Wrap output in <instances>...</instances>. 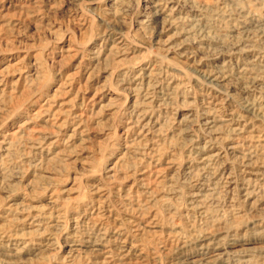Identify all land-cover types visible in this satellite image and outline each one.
Returning <instances> with one entry per match:
<instances>
[{
	"label": "rangeland",
	"instance_id": "1",
	"mask_svg": "<svg viewBox=\"0 0 264 264\" xmlns=\"http://www.w3.org/2000/svg\"><path fill=\"white\" fill-rule=\"evenodd\" d=\"M0 264H264V0H0Z\"/></svg>",
	"mask_w": 264,
	"mask_h": 264
},
{
	"label": "bare ground",
	"instance_id": "2",
	"mask_svg": "<svg viewBox=\"0 0 264 264\" xmlns=\"http://www.w3.org/2000/svg\"><path fill=\"white\" fill-rule=\"evenodd\" d=\"M247 139V138H246ZM209 243V242H208ZM207 244V243H206ZM209 248V247H208ZM214 253V252H213ZM212 254V253H211ZM206 256V255H205ZM217 260H218V258H217Z\"/></svg>",
	"mask_w": 264,
	"mask_h": 264
}]
</instances>
